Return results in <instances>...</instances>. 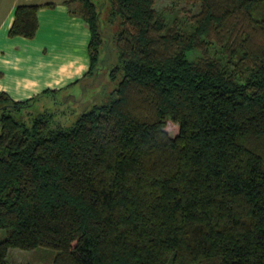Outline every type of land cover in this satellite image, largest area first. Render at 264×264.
Here are the masks:
<instances>
[{"label":"trees","instance_id":"trees-1","mask_svg":"<svg viewBox=\"0 0 264 264\" xmlns=\"http://www.w3.org/2000/svg\"><path fill=\"white\" fill-rule=\"evenodd\" d=\"M157 1L109 0L123 77L71 125L21 114L56 90H0V264L40 247L53 264H264V0H172L200 5L182 21ZM74 2L96 76L100 11ZM42 7L19 4L9 37L34 39Z\"/></svg>","mask_w":264,"mask_h":264},{"label":"crops","instance_id":"crops-1","mask_svg":"<svg viewBox=\"0 0 264 264\" xmlns=\"http://www.w3.org/2000/svg\"><path fill=\"white\" fill-rule=\"evenodd\" d=\"M66 1L0 0V78L5 77L3 68L14 73L10 82H2L0 90L15 100H26L52 89L56 92L47 97L64 94L60 102L77 103L80 94H76V88L82 90L93 81L95 76H86L90 69L88 24L80 16L71 14ZM49 2L56 7L39 9L40 27L34 39L9 37L19 4ZM75 3L79 4L78 0L71 6L77 7Z\"/></svg>","mask_w":264,"mask_h":264},{"label":"rangeland","instance_id":"rangeland-1","mask_svg":"<svg viewBox=\"0 0 264 264\" xmlns=\"http://www.w3.org/2000/svg\"><path fill=\"white\" fill-rule=\"evenodd\" d=\"M101 15V27L104 35V42L101 47L100 62L98 64V74L94 77L93 81L84 86L82 90L79 87L76 88V94H80L79 100L75 102H60L64 94L57 96L46 97L31 108L25 109L21 114L27 118V114L30 112L39 113L43 110L55 111L57 113V119L64 125H71L76 117L77 113L92 107L94 104H101L105 101H109L113 97V91L116 89L118 83L121 81L123 75L118 74L115 79L110 78V71L118 63V54L115 43V36L120 29V19H116L111 22L109 19L111 5L109 0H93ZM78 4L75 3L74 6ZM156 7L159 10H165L172 15H175L179 21H182L188 12H197L200 9V5H192L187 2L177 4L172 0H158ZM5 71V77L2 82H10L14 77V73L11 70ZM20 114L21 117H23ZM1 131V128H0ZM4 230H0V240L5 237ZM55 250L40 247L35 250H22L12 248L9 250L8 260L10 264H53V255Z\"/></svg>","mask_w":264,"mask_h":264}]
</instances>
